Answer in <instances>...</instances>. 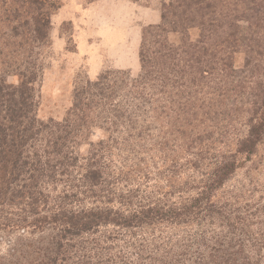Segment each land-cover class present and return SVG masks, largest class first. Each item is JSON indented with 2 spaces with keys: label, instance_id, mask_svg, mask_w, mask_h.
<instances>
[{
  "label": "trees",
  "instance_id": "16d2710c",
  "mask_svg": "<svg viewBox=\"0 0 264 264\" xmlns=\"http://www.w3.org/2000/svg\"><path fill=\"white\" fill-rule=\"evenodd\" d=\"M169 14L176 19L172 25L196 24L195 42L186 47L163 46L160 38ZM161 20L162 24L143 33L141 74L132 81V88L156 104L152 112L157 118L168 116L160 100L168 102L174 114L178 135L173 142L178 144L169 147L167 140H153L152 149H141L171 162L165 170L169 190L148 185V166H117L112 158L116 142L111 137L91 143L85 154L80 153L81 138L91 123L85 113L94 102H76L73 116L62 122L40 121L34 114L36 104L28 96L31 89L26 90L22 82L16 89L19 102L7 109L15 135L5 129L0 133V171L6 174L11 164L13 181L24 169L27 178L6 199L8 204L13 198L21 203L10 214L0 215V230L37 238L19 244L11 257L18 252L24 264H260L264 259V196L253 199L258 192L253 189L212 200L264 138V87L250 88L254 99L247 110V136L234 138L235 149L218 156L219 160L211 156L206 178L190 181L187 173L183 182L176 183L190 169V160L181 165L176 158L190 152V132L185 129L195 112L197 93H210L203 92L204 80L219 78L221 85L211 88V93L218 91L219 97L227 98L236 90L231 88L228 64L232 54L245 50L258 57V66H264V0H169ZM239 24H244L242 30ZM194 86L199 87L195 97ZM26 93L27 107L33 112L27 128L22 114ZM28 142L31 151L26 156L23 150ZM2 191L5 200V187ZM190 191L195 194L187 195ZM191 225L196 229L178 235Z\"/></svg>",
  "mask_w": 264,
  "mask_h": 264
},
{
  "label": "rangeland",
  "instance_id": "374dc122",
  "mask_svg": "<svg viewBox=\"0 0 264 264\" xmlns=\"http://www.w3.org/2000/svg\"><path fill=\"white\" fill-rule=\"evenodd\" d=\"M168 1L0 0V133L5 129L7 134L15 135L17 129L13 130L15 123L7 109H14L13 105L19 102L16 89L22 82L26 90L31 89L29 95L26 93L24 96L34 100V114L40 121L62 122L73 116L76 102L92 101L95 104L85 113L91 123L81 138L80 153L85 154L91 143L111 137L116 142L112 158L117 166H148V185L168 191L165 170L171 162L165 163L159 153L141 149H152L150 143L153 140H167L169 147L178 144L173 142L178 135L174 131V114L169 112L168 102L160 100L159 104L164 106L168 116L160 114L157 118L152 112L156 104L132 88V81L141 74L139 53L143 33L149 27L162 24V20L142 24L140 18L146 14L147 20L152 21L156 11L162 14L163 5ZM172 21L176 22V19L169 14V24H165L166 32L160 38L165 44L162 43L163 46L186 47L195 42L198 37L196 24L181 21L172 25ZM239 25L242 30L244 24ZM174 29L179 33L172 32ZM256 60L258 57L245 50L232 54L228 64L232 69L231 88L236 90H232L227 98L219 97L218 91L211 93V88L221 85L216 76L204 80L203 92L209 94L201 92L196 95L199 87H192L193 97L197 96V101L192 103L196 108L194 113L190 111L193 113L190 114V126L185 129V132H190V152L181 153L176 158L181 165L190 160V169L183 171L176 183L183 182L187 173L190 181L198 182L206 178V173L210 172L211 156L219 160L218 156L235 149L234 138L247 136V110L252 108L250 104L254 99L250 88L264 87V66H258L260 62L256 63ZM13 92L15 95L11 96ZM25 98L22 114L24 127L27 128L33 112L27 107L29 98ZM198 136L201 140L197 139ZM9 140L7 138V143ZM29 145L30 142L23 150L26 156L31 151ZM193 162L195 167H192ZM10 170L11 164L7 166L6 174L0 171V178L4 177L6 182L5 185L0 181L2 216L10 214L15 210L14 206L21 203L13 198L8 204L6 199H10L12 189H17L16 185L26 182L27 178L24 169L13 181L14 175H10ZM7 186H10L9 191ZM4 187L7 193L2 200ZM253 189L258 191L253 193V199L264 196V138L251 158L225 181L212 200L218 202L230 193L240 195ZM194 194L195 191H190L187 195ZM195 229L192 225L188 226L186 230H179L178 235ZM36 238L37 235L30 236L22 231L0 230V264H7L10 260L15 264H24L25 259L18 252L13 257L11 252L13 249L18 251L19 244ZM260 264H264V259Z\"/></svg>",
  "mask_w": 264,
  "mask_h": 264
},
{
  "label": "crops",
  "instance_id": "0c3cea01",
  "mask_svg": "<svg viewBox=\"0 0 264 264\" xmlns=\"http://www.w3.org/2000/svg\"><path fill=\"white\" fill-rule=\"evenodd\" d=\"M140 21L142 24H146V23H158L159 21H161V14L159 12L156 11V16H154V19L152 21H148L147 20V15L144 14V16H141Z\"/></svg>",
  "mask_w": 264,
  "mask_h": 264
}]
</instances>
